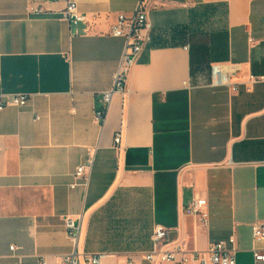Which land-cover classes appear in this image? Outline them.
Segmentation results:
<instances>
[{"label":"crops","instance_id":"crops-1","mask_svg":"<svg viewBox=\"0 0 264 264\" xmlns=\"http://www.w3.org/2000/svg\"><path fill=\"white\" fill-rule=\"evenodd\" d=\"M139 2L77 0L85 21L72 25L63 0H0V96L29 97L0 115V264H62L65 218L101 264H150L156 226L189 252L235 248L236 264L264 250L252 235L264 224V83L249 81L264 76V0H145L149 44L98 122L125 49L112 28ZM199 42L207 63L193 75ZM216 64L239 66L230 86L212 83ZM92 152L85 187L75 172ZM197 199L206 223L185 213Z\"/></svg>","mask_w":264,"mask_h":264},{"label":"built area","instance_id":"built-area-1","mask_svg":"<svg viewBox=\"0 0 264 264\" xmlns=\"http://www.w3.org/2000/svg\"><path fill=\"white\" fill-rule=\"evenodd\" d=\"M57 2L61 0H48ZM66 3L63 17L72 25H77L85 21V17L79 12L77 0H63ZM34 15H41L45 10L39 6L31 11ZM115 37L125 39V49L122 63L115 76L113 90L103 96L105 106L98 109L96 120L102 122L105 118L107 107L111 103L114 92H123L129 72L136 64L141 54L145 51L150 41V30L147 19L145 0H140L134 14L130 18L120 16L117 23L112 28ZM239 71V66L216 64L211 67L212 83L216 86H230V78ZM251 84L264 83V76H250ZM29 103V97L23 94L1 95L0 96V115L8 107L23 108ZM121 134L115 136V148L120 152ZM95 153H89L84 164L79 166L75 172V179L81 181V185L87 187L89 184L91 171L94 166ZM79 183L70 186L75 189ZM207 201L205 199L194 200L185 210L187 215L199 216L204 223L208 220L206 212ZM67 236L73 244V250L62 258V264H101L103 254H82L78 251V243L81 235V225L72 218L64 220ZM169 231L163 226H156L153 233L154 248L152 251L142 254L145 261L150 264H236L235 248L229 249L224 243L212 244L205 252H189L180 244L168 241ZM252 235L255 241H264V224H254ZM229 243L236 245L237 239L231 237ZM11 251L15 247L10 248ZM255 264H264V250L254 252ZM39 264H47L41 260ZM127 264H136L133 258Z\"/></svg>","mask_w":264,"mask_h":264},{"label":"trees","instance_id":"trees-1","mask_svg":"<svg viewBox=\"0 0 264 264\" xmlns=\"http://www.w3.org/2000/svg\"><path fill=\"white\" fill-rule=\"evenodd\" d=\"M195 48V51H192ZM191 54V74H195L202 66L207 63L206 47L204 44L199 42L197 45L190 47ZM102 109V108H99Z\"/></svg>","mask_w":264,"mask_h":264}]
</instances>
